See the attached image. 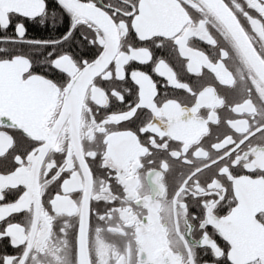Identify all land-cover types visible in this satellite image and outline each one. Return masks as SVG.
<instances>
[{
	"label": "snow or ice",
	"instance_id": "6c2138e0",
	"mask_svg": "<svg viewBox=\"0 0 264 264\" xmlns=\"http://www.w3.org/2000/svg\"><path fill=\"white\" fill-rule=\"evenodd\" d=\"M0 264H264V0H0Z\"/></svg>",
	"mask_w": 264,
	"mask_h": 264
}]
</instances>
